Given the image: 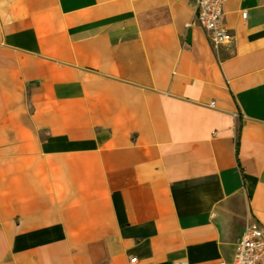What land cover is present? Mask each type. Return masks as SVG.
<instances>
[{
    "label": "crops",
    "instance_id": "obj_1",
    "mask_svg": "<svg viewBox=\"0 0 264 264\" xmlns=\"http://www.w3.org/2000/svg\"><path fill=\"white\" fill-rule=\"evenodd\" d=\"M193 3L0 0V264L230 263L264 228V0L219 47Z\"/></svg>",
    "mask_w": 264,
    "mask_h": 264
},
{
    "label": "built area",
    "instance_id": "obj_2",
    "mask_svg": "<svg viewBox=\"0 0 264 264\" xmlns=\"http://www.w3.org/2000/svg\"><path fill=\"white\" fill-rule=\"evenodd\" d=\"M230 1L233 0H194L195 22L206 30L214 47L234 41V34L225 22V7ZM243 16L246 18L247 11ZM218 264H264V228L247 227L236 245L233 260Z\"/></svg>",
    "mask_w": 264,
    "mask_h": 264
}]
</instances>
